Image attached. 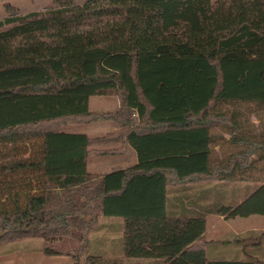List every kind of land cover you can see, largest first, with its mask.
<instances>
[{
    "label": "trees",
    "instance_id": "1",
    "mask_svg": "<svg viewBox=\"0 0 264 264\" xmlns=\"http://www.w3.org/2000/svg\"><path fill=\"white\" fill-rule=\"evenodd\" d=\"M5 8L1 243L39 238L45 256L73 264H264L249 255L211 259L203 239L205 213L264 216V166H256L264 162V0ZM91 97H113L118 107L107 117L92 113ZM242 109L256 113L259 133ZM101 118L117 129L95 138L63 131ZM119 142L137 164L89 174L88 157L112 155ZM210 182L258 186L237 205L214 202L192 216L170 204V191ZM101 217L123 221L120 261L89 255ZM253 241L262 245L264 233Z\"/></svg>",
    "mask_w": 264,
    "mask_h": 264
},
{
    "label": "rangeland",
    "instance_id": "2",
    "mask_svg": "<svg viewBox=\"0 0 264 264\" xmlns=\"http://www.w3.org/2000/svg\"><path fill=\"white\" fill-rule=\"evenodd\" d=\"M77 4H82L84 0H75ZM214 1V0H213ZM53 0H2L0 1V19L4 18L8 12L5 8L6 5H11L16 8L17 12L20 14H25L31 11H42L45 8L51 6ZM116 100L113 97H92L91 103L89 105V111L98 115H109L113 112V108L108 103H114ZM227 109L226 107H223ZM232 108H229L231 110ZM244 112L243 118L245 116L249 120L255 130L259 133L262 129L259 127V121L255 117L256 113H250L242 109ZM92 122L100 124V126L107 125L111 123L109 121L98 119ZM264 124V122H263ZM56 127V126H55ZM54 126L43 124L40 129L44 128H55ZM264 128V127H263ZM60 129V127H59ZM103 129V128H102ZM63 131L69 133H87L90 137H97L102 135L99 133L88 132L83 125H66ZM89 133V134H88ZM230 149V147L228 148ZM258 153L254 158H258ZM112 157H91L92 160L100 159H111ZM112 160V159H111ZM124 163V162H123ZM129 167V163L126 162L122 165ZM256 166H264V162H256ZM106 171V170H104ZM89 173H94V171L89 170ZM264 172V170H263ZM258 185L250 183H234L227 185H219L216 190L213 191L212 199L217 204L224 205H237L235 203H241L246 197H248ZM172 190V189H170ZM176 202V201H175ZM232 220V223L238 229L246 227H264V216L252 215L245 218L237 219H225ZM236 220V221H233ZM122 226L123 221L119 218L112 217H101L98 221L96 229L91 233L90 237V247L89 255L100 257L104 262H111L112 259L120 261L122 259ZM264 231L248 232L245 236L240 237L237 242H232V238L228 235L221 236L222 242H215V248L219 251L217 252L214 247L207 248V255L211 259H229V260H243L249 256H259L264 259V242L262 245L256 246V241H253L255 234H261ZM224 242L226 240H229ZM243 240V241H242ZM219 241V240H217ZM214 243V242H213ZM212 243V245H213ZM240 244L241 246L237 249L230 250L228 246ZM43 242L39 238H25L19 241L13 242H0V264H73V260L66 257H50L45 256L42 253ZM226 247V248H222ZM236 248V247H234ZM237 250H240L238 252ZM244 251V254L242 253ZM212 252V253H211ZM109 255V256H107ZM79 264H83L80 261Z\"/></svg>",
    "mask_w": 264,
    "mask_h": 264
},
{
    "label": "crops",
    "instance_id": "3",
    "mask_svg": "<svg viewBox=\"0 0 264 264\" xmlns=\"http://www.w3.org/2000/svg\"><path fill=\"white\" fill-rule=\"evenodd\" d=\"M92 97L89 99L88 107L91 103ZM111 108H113V111L118 107L117 100H114V103L110 102L108 103ZM83 125L88 132L91 133H103L100 136L101 137L109 132L115 131L117 128L113 123H108L107 125L100 126V124L96 122H91L87 124H79ZM103 128V129H102ZM87 135V133H82ZM89 134V133H88ZM90 137L89 135H87ZM95 138V137H90ZM112 148H117L114 154L112 155H90L87 160V172L89 170L94 171V173H89L93 176H104L112 171L117 170H124L129 167H133L137 164V155L136 152L129 146H125L123 143H117L116 145H112ZM218 150V149H216ZM91 157H112L111 159H100V160H92ZM126 162L129 163V167L122 166ZM106 170V171H104ZM250 184V183H249ZM216 182H210V183H201L190 187L189 189L182 190L181 192H177L176 190L170 191L169 194V201L171 202L173 206H180L179 210H182L186 215L192 216L196 215L200 212H204L207 205H212L215 201L212 199L213 191H215V188L217 187ZM176 201V202H175ZM238 204V203H235ZM237 219V218H235ZM246 219V218H245ZM232 220H225L223 216L216 215L213 213H205V232L203 234V239L205 242H207V248L214 247L215 250L218 252L219 250L215 248V242H222L221 236L228 235L229 238H232V240H239L240 237H243L248 232H256V231H264V227H246V228H240L238 229L232 223H230ZM236 221V220H233ZM219 240V241H217ZM230 241L226 240L224 242ZM232 241V242H233ZM214 242V243H213ZM213 243V245H212ZM240 244L236 245H230L228 246V249L233 250L240 247ZM236 247V248H234ZM206 248V249H207ZM226 248V247H222ZM240 252V250H237ZM244 251H242L243 253ZM212 253V252H211ZM109 256V255H107Z\"/></svg>",
    "mask_w": 264,
    "mask_h": 264
}]
</instances>
